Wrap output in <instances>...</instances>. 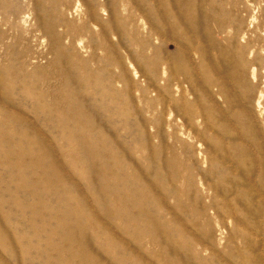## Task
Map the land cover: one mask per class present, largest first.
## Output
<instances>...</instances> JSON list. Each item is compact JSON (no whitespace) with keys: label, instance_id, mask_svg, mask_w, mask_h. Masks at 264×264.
<instances>
[{"label":"rangeland","instance_id":"1","mask_svg":"<svg viewBox=\"0 0 264 264\" xmlns=\"http://www.w3.org/2000/svg\"><path fill=\"white\" fill-rule=\"evenodd\" d=\"M0 71V264H264V0H0Z\"/></svg>","mask_w":264,"mask_h":264},{"label":"bare ground","instance_id":"2","mask_svg":"<svg viewBox=\"0 0 264 264\" xmlns=\"http://www.w3.org/2000/svg\"><path fill=\"white\" fill-rule=\"evenodd\" d=\"M205 20V19H204ZM224 29V28H223ZM224 33H226L224 30H222ZM228 36V35H227ZM228 48V50H227V52L228 51H231L232 52V49H231V47L230 46H228L227 47ZM236 59V61H237V57H235ZM2 72L0 71V83H4V82H8V80H9V78H6L3 74H1ZM83 75V74H82ZM65 77H66V80L68 81V79L70 78L69 77V75H68V73H65ZM64 77V78H65ZM81 79V78H80ZM69 84L71 85V86H73V87H75L76 86V81H75V79L74 78H71L69 81ZM6 84V83H5ZM4 84V85H5ZM0 94L2 95V96H4L5 94L2 92V91H0ZM44 95V98H45V93L43 94ZM49 98H50V96H49ZM57 105V104H56ZM60 105H57V107H59ZM0 111L2 112V113H5L4 111H5V103H4V101L2 100V101H0ZM2 116H4L3 114H1ZM253 156V155H252ZM90 158V157H89ZM256 158V157H255ZM255 161H256V159H255ZM127 190V189H126ZM135 192V191H134ZM133 192V193H134ZM132 194V193H131ZM129 192H128V190H127V192H122V194L120 195V199H119V201H120V205H124V206H128V204H129V202H130V199H131V195ZM135 195V194H134ZM123 207V206H122ZM125 209V208H124ZM123 210V209H122Z\"/></svg>","mask_w":264,"mask_h":264}]
</instances>
